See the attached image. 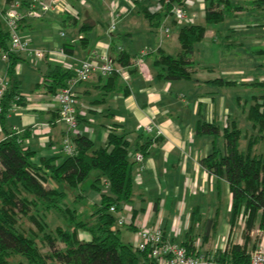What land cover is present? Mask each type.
Instances as JSON below:
<instances>
[{
  "label": "trees",
  "instance_id": "16d2710c",
  "mask_svg": "<svg viewBox=\"0 0 264 264\" xmlns=\"http://www.w3.org/2000/svg\"><path fill=\"white\" fill-rule=\"evenodd\" d=\"M7 1L10 3L12 0ZM21 2L25 5L28 0ZM157 2L162 5L159 10H151L145 0L135 2L151 30L161 27L168 17L173 16V8L184 5L185 0ZM204 2L207 23L220 22L239 12L252 11L258 16L264 12V0ZM36 18L39 17H24L20 21L22 32L25 27L31 28V21ZM61 23L82 32L84 45L88 43L89 33L95 25L89 15L80 21L69 13L62 15ZM206 30L203 23H185L179 28L180 47L175 52H168L162 47L148 51L156 76L168 80L192 79L199 71L210 69L195 56ZM115 44L113 37V49ZM233 45L227 43L226 47L230 49ZM62 49L65 53L73 51L69 44H64ZM0 51L9 53L8 86L1 97L0 112V264H159L149 247L140 250L134 243L124 241L117 227L116 212L134 199V162L129 156L130 143L126 134L117 132L111 125L106 144L97 147L88 135L72 133L73 154L44 157L37 164L33 161L36 151L24 143L30 130L16 131L7 125V117L14 105L26 103L16 66L21 61H29V58L10 51V34L2 19ZM253 51L264 61V45ZM48 58L46 54L42 60L45 68L40 69L42 78L35 89L55 94L68 85L75 73L74 69ZM113 58L119 67H125L129 73L137 71L134 64L136 57L126 48H121ZM206 83L214 88L235 84L222 77L206 80ZM103 88L125 93L129 90L118 72L108 75ZM250 89L253 101L249 104L245 102V107L255 132L247 150L241 149L244 131L233 121L223 129V148L216 144L212 152L201 159L204 168L229 184L232 193L230 223L234 225L238 219L244 221L243 244L228 243L222 252L206 255L230 264H248L251 252L258 248L264 235V153L254 149L255 145L264 142V109L261 110L259 102L264 97V81L252 82ZM17 96L20 98L17 99ZM204 106L203 102L199 103L200 109L203 110ZM195 130L198 134L212 136L215 142L221 134L220 126L208 121L205 114L198 120ZM149 145L150 140L138 142L137 150L145 154ZM94 170L97 174L90 186L100 191L101 199L91 214H86L77 204L85 197L82 184L92 177ZM104 186L107 191H104ZM111 206H115L117 211L112 212ZM195 214L193 212L194 222ZM213 222L214 218L208 220L210 225ZM80 229L89 231L91 240L80 239ZM255 229H259L261 234L254 236L252 231ZM183 246L189 254H198L192 242Z\"/></svg>",
  "mask_w": 264,
  "mask_h": 264
},
{
  "label": "crops",
  "instance_id": "0c3cea01",
  "mask_svg": "<svg viewBox=\"0 0 264 264\" xmlns=\"http://www.w3.org/2000/svg\"><path fill=\"white\" fill-rule=\"evenodd\" d=\"M155 1L153 7L157 4V0ZM192 1L194 4V0ZM70 3L77 11L80 21L85 15H89L95 21L90 32L101 27L98 35L100 38L94 46L89 48L88 43L86 45L82 43L84 34L76 27H73L75 31L66 41L58 40L57 36L51 43L41 41V32L49 31L54 24H58L62 29L59 37L66 36L61 23L64 13L61 12H49L39 16L31 21L32 27H25L23 32L34 45L36 44L35 46L49 52L50 61L59 62L68 68L73 69L80 60L101 62L105 56L113 58L121 48L128 50L124 40L133 37V30L138 29L136 25L138 27L142 25L141 30H138L145 33V37H148L149 30L155 31L151 30L140 13L133 18L131 27L117 32L112 31L113 28L110 27L112 22H109V18L113 21L118 16L126 14L129 9L138 10L134 0H86L85 4L70 0ZM200 5L205 8V2ZM7 6V0H0V8L6 9ZM101 7L105 13L103 17H100L98 12ZM112 12H115V15ZM251 12H239L234 18L243 17L245 25L241 30L245 32V36L256 38L264 29V24L261 23L264 12H261V16ZM194 14L191 16L195 17ZM203 14L205 15V11ZM170 18L173 16L168 17L157 29L162 30L161 33L168 38L172 36L171 32L167 34L164 28L169 27L171 31L168 24ZM254 26L260 27L259 30L254 31ZM77 37L81 42L80 47L76 44ZM113 37L116 39L114 49L111 47ZM64 44H69L73 51L71 53L62 51ZM174 46L175 51L180 47L178 38ZM159 47L164 48L163 44L158 45L156 49ZM136 66L137 71L129 73L128 83L122 78L123 83L128 84L127 93L106 91L103 86L108 76H103L97 71L90 79L75 84L78 126L74 132L60 120L59 113L55 111L57 109L49 99L51 94L35 89L36 84L41 81L40 69L45 68V62L35 63L30 58L29 61H21L17 64L16 70L26 103L14 105L7 117V125L16 131L30 130V135L24 143L36 151L33 161L37 164L44 157L65 155L62 143L64 138L72 133L88 135L97 147L106 144L111 125L117 132L125 133L130 143L129 156L134 162V199L132 203L123 204L116 212L117 216H123L128 221L122 226L128 227L130 233L117 224L123 240L128 238V242L134 243L139 229L159 227L166 239L181 245L192 242L197 252L204 255L222 252L228 243L243 244L244 221L238 219L232 225L230 216L226 219L221 216L220 205L224 200L228 203L229 212L231 211L232 193L228 182L210 173L201 163V159L210 154L217 143L212 136L198 134L195 130L202 114H205L208 121L216 122L217 115L213 104L216 98L211 93L221 92V89L209 90L212 86L206 83V80L213 78L194 77L181 80L159 78L153 70L150 56L144 57ZM255 66L264 69V61L256 63ZM208 67L212 70L211 66ZM35 71H39L40 76L34 74ZM31 77L35 83L27 87ZM239 81L243 89L251 93V83L264 81V73H258L256 77L245 75ZM200 102L205 104L203 110L199 107ZM245 102L242 97H238V103L244 109ZM259 102L263 110L264 97L259 99ZM139 125H152L153 128L147 131L144 128L139 129ZM145 140H150V145L146 153L142 154L137 150V143ZM223 146L224 141L220 147ZM139 153L143 155L142 160L136 159ZM100 199L101 195L98 201L94 202L96 204L94 207L82 208L81 211L91 214ZM193 212L196 213L195 222ZM212 218L214 222L210 225L208 220ZM78 236L87 241L92 238L91 233L84 229L78 231ZM261 246L264 247V235L258 248Z\"/></svg>",
  "mask_w": 264,
  "mask_h": 264
},
{
  "label": "rangeland",
  "instance_id": "374dc122",
  "mask_svg": "<svg viewBox=\"0 0 264 264\" xmlns=\"http://www.w3.org/2000/svg\"><path fill=\"white\" fill-rule=\"evenodd\" d=\"M146 3L149 4V6H154L156 1L154 0H145ZM194 4L188 6V13L191 16L193 13H195V17L193 18L194 22L203 23L206 25V35L203 38V40L198 44L195 56L198 59L199 62H201L202 65L211 66L212 70L206 69L199 71L196 73L195 77L201 78V79H207V78H215V77H222L225 81H232L235 84L229 85V86H223V88H220L217 86L216 88L209 87V90L214 91L221 89V92L218 93H211L213 96H215L216 101L213 102L214 104V110H216V124L220 126L221 134L217 136V145H223V129L227 125H230L233 123V121H236L237 125L244 131L241 137V149L247 150L249 140L251 136L254 134L255 129L253 127V123L248 120L247 118V110L246 107L244 109L243 106H240L238 103V97H242L243 101L246 100V103L249 104L253 101L252 94L245 89H243L242 85L240 84V79L242 76L245 75H254L255 77L259 74L264 73V69L259 68L258 66H255L256 63H259L263 61V57H259L254 55V49L260 45H264V29L263 32H259L258 36L256 38L245 36V32L241 30V27L245 25V20L243 17L239 18H227L225 20H222L220 22H214V23H207L205 20V15L203 14V11H205V8L201 7V3L198 0H194ZM7 7H10L8 5ZM100 17H103L105 15L102 7L98 11ZM108 12V10H106ZM192 12V13H191ZM139 15V12L137 8L129 9V11L122 15L118 16L114 20V28L112 31H121L122 29H127V27H131L132 20L134 17ZM141 18V17H140ZM192 18V16H191ZM191 18L183 19V20H176L173 21V18H170L169 23L171 27V37H166V35L162 34V30H155V31H148V37H145V33H141L139 30H141V26L136 27L139 29L133 30V37H130L129 39L124 40V44L126 47H128V50L135 55V57L139 56L140 53L143 51H150L155 50L158 45L161 46L163 44L164 48H166V51L173 52L175 51L176 47L174 46L175 43H177L179 28L181 25L185 23H190ZM0 19H2L0 15ZM100 19V18H99ZM3 21V20H2ZM109 22H112V19L109 18ZM262 24H264V19L261 21ZM4 27L7 28V25L3 21ZM167 24V25H168ZM263 26V25H262ZM66 36H63L60 38V31L62 30L58 24H54L52 28H50L49 31L41 32V41L43 43H51L52 40L57 36L58 40L60 41H66L70 39V36L73 34V31H75V28L73 27H63ZM100 28L97 27V29L93 30L89 33V40L88 45L89 48L94 46L97 42L98 38H100L98 35L100 34ZM260 27H253L254 31L259 30ZM252 30V31H253ZM126 31V30H123ZM148 38V39H147ZM161 39H163L161 41ZM77 42L76 44L80 47L81 42L78 40V37L76 38ZM164 41V42H163ZM227 43H233L234 46L232 48H227ZM237 43H239L237 45ZM34 45V44H33ZM36 45V44H35ZM40 45V44H38ZM46 45V44H44ZM149 55L145 56V58H148ZM144 58V57H143ZM6 68H7V61L3 59L2 53L0 51V77H4L6 74ZM39 71H35L34 74L40 76ZM32 76V75H31ZM33 77V76H32ZM32 77L29 78L27 82V87L31 86L35 82H32ZM40 78V77H39ZM24 87V86H23ZM25 90L28 88H24ZM29 91V90H27ZM210 94V95H211ZM217 95V96H216ZM247 131V134H246ZM248 136H246V135ZM255 152L259 151L264 153V142L255 145L254 146ZM65 154V153H64ZM97 174V171L94 170L92 173V177L88 180H86L82 187L85 190V197L82 198L78 204L77 207L82 210V208H90L94 207L96 204H94L95 201H98L99 196L101 195L100 191L94 189L91 187L93 176ZM53 185V184H52ZM108 189L104 186V191H107ZM72 199V198H71ZM89 212L90 213V210ZM221 210V216L225 219L230 216L229 212V206L226 200H224L220 205ZM123 229L127 230L128 233H130V229L126 226H122ZM242 233V231H238V233ZM261 234L260 232H255L253 235ZM242 238L243 235H242ZM128 238L124 239V241H127Z\"/></svg>",
  "mask_w": 264,
  "mask_h": 264
},
{
  "label": "built area",
  "instance_id": "2783aa9c",
  "mask_svg": "<svg viewBox=\"0 0 264 264\" xmlns=\"http://www.w3.org/2000/svg\"><path fill=\"white\" fill-rule=\"evenodd\" d=\"M82 4H85L86 0H77ZM136 2V0H134ZM204 2V0H198ZM192 0H185L184 5H178L173 8V16L176 20H183L191 18L188 13V6L192 5ZM10 7L6 9L0 8V15L2 20L7 25V30L10 34V51L19 52L26 57L32 59L37 63L42 61L46 54L49 52L42 47L33 45L32 41L26 36L20 27V21L24 17H39L49 12L69 13L75 18H79L77 11L74 9L70 0H28L23 5L21 0H12L8 3ZM161 3L157 2L155 7H151V10H159ZM123 10L121 9L120 12ZM115 15V12H112ZM193 16L191 21H193ZM111 28H114V19L111 23ZM164 31L170 34V28L165 27ZM64 51V50H62ZM148 52L143 50L139 56L134 60L135 65H139L143 57L147 56ZM3 59L6 61L9 58V53H2ZM74 76L69 80L67 86L60 89L57 93L51 94L49 99L52 101L53 106L59 113V118L63 121L70 130L76 131L78 126L77 116V96L74 91V86L78 82H83L92 76L97 71L103 76L111 75L113 72H118L122 78L128 83L130 79L129 72L125 67H119L113 58L105 56L101 62L93 60H80V62L73 67ZM8 86L7 76L0 77V112H1V97L3 96ZM20 96H17L19 99ZM139 129L144 128L147 131H151L153 126H138ZM74 144L69 136H66L62 143V151L65 154L74 153ZM137 160H142L143 155L141 153L136 155ZM110 210L116 212V207L111 206ZM128 221L123 216H118L117 224L122 226ZM257 231H252V234ZM134 245L137 249L145 250L150 248L152 256L156 257L159 264H230L228 262L219 261L216 257L206 256L204 254H189L186 248L176 242L170 241L164 237V233L161 228H141L136 232V238ZM248 264H264V247H259L251 252L250 262Z\"/></svg>",
  "mask_w": 264,
  "mask_h": 264
}]
</instances>
